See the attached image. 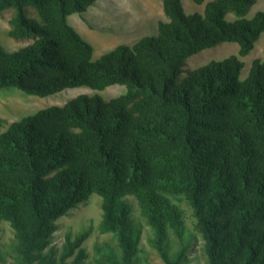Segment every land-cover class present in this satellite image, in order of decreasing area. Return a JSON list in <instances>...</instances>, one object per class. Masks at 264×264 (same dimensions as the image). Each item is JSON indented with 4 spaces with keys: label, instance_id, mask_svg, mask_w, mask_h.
<instances>
[{
    "label": "trees",
    "instance_id": "1",
    "mask_svg": "<svg viewBox=\"0 0 264 264\" xmlns=\"http://www.w3.org/2000/svg\"><path fill=\"white\" fill-rule=\"evenodd\" d=\"M97 0H0V89L80 94L0 134V264H264V33L257 0H163L158 32L100 58L69 22ZM33 6L40 20L29 15ZM234 14L229 20L227 15ZM224 42L238 54L186 69ZM1 124V119H0ZM97 195V222L56 234Z\"/></svg>",
    "mask_w": 264,
    "mask_h": 264
},
{
    "label": "rangeland",
    "instance_id": "2",
    "mask_svg": "<svg viewBox=\"0 0 264 264\" xmlns=\"http://www.w3.org/2000/svg\"><path fill=\"white\" fill-rule=\"evenodd\" d=\"M209 1V0H207ZM188 12H204L206 2L197 4L193 0H184ZM259 10H264V0H257L251 7L247 17H252ZM14 9H8L0 13V40L9 49H19L29 41H17L8 35L9 20ZM29 15L40 20L36 9L29 7ZM235 16L227 15L231 20ZM161 19L166 20L163 8V0H97L86 11L71 14L69 22L82 34V36L94 46V58L98 59L120 44H134L145 35H153L158 32V24ZM240 45L237 42H224L215 47L207 48L191 56L186 69H196L212 59L222 60L232 54H238ZM264 56V33L256 43L254 50L243 57L245 66L241 72V79H245L251 70L255 59ZM123 84H114L104 90H96L88 86L66 88L49 96L28 94L18 87L0 89V134L9 125L23 117L52 105H64L67 101L80 94H101L105 99L118 96L126 92ZM101 216L99 198L92 196L88 204H81L74 210L71 216L62 218V228L56 234V243L61 245V235L65 227L73 226L74 229H84V225H90L85 219L93 218L97 222Z\"/></svg>",
    "mask_w": 264,
    "mask_h": 264
}]
</instances>
